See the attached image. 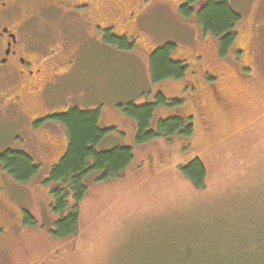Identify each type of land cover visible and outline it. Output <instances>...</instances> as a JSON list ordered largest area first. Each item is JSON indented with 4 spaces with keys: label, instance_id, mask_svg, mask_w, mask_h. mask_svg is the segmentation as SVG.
<instances>
[{
    "label": "rangeland",
    "instance_id": "rangeland-1",
    "mask_svg": "<svg viewBox=\"0 0 264 264\" xmlns=\"http://www.w3.org/2000/svg\"><path fill=\"white\" fill-rule=\"evenodd\" d=\"M179 1L138 0V28H122L136 36L127 48L105 42L90 26L56 23L49 30L57 52L69 56V72L46 110L99 107L100 124L115 129L96 148L127 145L133 157L116 178L97 180L95 169L84 176L77 233L57 238L51 231L58 214L44 179L65 131L50 114L33 123L14 107L1 108L0 151L25 152L38 171L22 182L0 166V264H186L184 255L193 250L198 261L264 252V0H229L239 19L222 53L216 37L200 35L191 18L178 16ZM46 18L45 30L53 25ZM165 42L174 43L170 57L186 64L185 73L152 81L148 56ZM204 69L224 84L227 107L211 99ZM158 90L180 103L158 105L155 116L181 110L191 133L139 143L134 119L117 105L153 101ZM191 157L204 165L202 188L179 170Z\"/></svg>",
    "mask_w": 264,
    "mask_h": 264
},
{
    "label": "trees",
    "instance_id": "trees-1",
    "mask_svg": "<svg viewBox=\"0 0 264 264\" xmlns=\"http://www.w3.org/2000/svg\"><path fill=\"white\" fill-rule=\"evenodd\" d=\"M197 9L182 6L181 16L191 18L197 29L216 37L218 48L224 52L236 33L235 24L239 15L230 6L229 0H189L199 2ZM192 10H194L192 12ZM189 17V18H188ZM129 47L130 45H123ZM173 42H165L152 49L148 56V73L150 80L166 76L181 77L186 64L170 57ZM169 100V101H168ZM158 90L153 101L134 103L128 101L118 104L121 111L131 116L136 124L135 140L145 142L154 137L170 135H189L192 122L181 110L173 114L155 116L158 105L178 106L180 99H168ZM99 107L80 108L68 106L48 115L55 119L66 134L62 151L49 167L44 181L49 182L51 209L58 214L54 220L52 234L57 238H66L77 233L79 224V203L86 193L84 176L92 169L98 170L97 180L116 178L133 157L132 149L127 145H114L97 149L96 145L115 127L100 124ZM187 118V121H185ZM0 166L16 181H27L38 171V165L23 151L5 148L0 151ZM180 172L195 188L204 186L205 168L197 157H191L179 166ZM25 222H32L33 217L23 210ZM198 252H186L183 263L186 264H264V252L240 250L232 256L228 252L216 257L196 260Z\"/></svg>",
    "mask_w": 264,
    "mask_h": 264
},
{
    "label": "flooded vegetation",
    "instance_id": "flooded-vegetation-1",
    "mask_svg": "<svg viewBox=\"0 0 264 264\" xmlns=\"http://www.w3.org/2000/svg\"><path fill=\"white\" fill-rule=\"evenodd\" d=\"M199 3L180 0L177 9L186 5L195 10ZM140 12L138 0H0V110L14 107L33 123L55 110L47 111L46 103L58 92L69 72V56L62 57L56 50L58 42L50 39L49 30L56 23L59 27L73 24L81 31L90 26L99 29V37L105 42L133 45L135 34L122 28L131 25L137 29ZM178 16L187 19L180 13ZM44 17L53 24L47 30L43 27ZM198 32L201 35L200 28ZM245 46L248 48L249 42ZM243 47H238V51ZM234 59L238 60V55ZM202 77L211 79L205 84L211 99L226 106L224 84L212 80L216 74L204 69Z\"/></svg>",
    "mask_w": 264,
    "mask_h": 264
}]
</instances>
